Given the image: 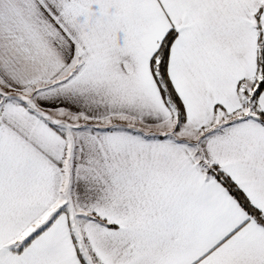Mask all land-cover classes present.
Masks as SVG:
<instances>
[{
  "label": "snow or ice",
  "instance_id": "obj_1",
  "mask_svg": "<svg viewBox=\"0 0 264 264\" xmlns=\"http://www.w3.org/2000/svg\"><path fill=\"white\" fill-rule=\"evenodd\" d=\"M0 264H264V0H0Z\"/></svg>",
  "mask_w": 264,
  "mask_h": 264
}]
</instances>
